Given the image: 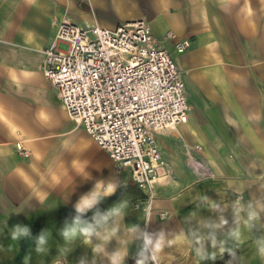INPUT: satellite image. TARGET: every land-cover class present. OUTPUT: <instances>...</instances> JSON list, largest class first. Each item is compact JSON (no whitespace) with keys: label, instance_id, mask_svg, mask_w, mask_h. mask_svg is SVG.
<instances>
[{"label":"crops","instance_id":"crops-1","mask_svg":"<svg viewBox=\"0 0 264 264\" xmlns=\"http://www.w3.org/2000/svg\"><path fill=\"white\" fill-rule=\"evenodd\" d=\"M64 17L106 28L145 20L182 73L188 118L156 134L164 165L149 208L130 169L69 117L43 74L51 20ZM191 157L211 175L199 177ZM114 208L118 216L95 224ZM77 216L99 233L90 243L62 235ZM14 226L30 234L14 240ZM260 247L264 0H0V264H111L113 252L118 264H264Z\"/></svg>","mask_w":264,"mask_h":264},{"label":"built area","instance_id":"built-area-1","mask_svg":"<svg viewBox=\"0 0 264 264\" xmlns=\"http://www.w3.org/2000/svg\"><path fill=\"white\" fill-rule=\"evenodd\" d=\"M51 24L55 33L43 50V74L69 117L83 126L119 170L130 169L132 180L145 190L149 208L164 165L156 134L188 118L180 69L145 20L114 28L66 17L53 18ZM187 46V40L175 43L178 51ZM16 146L28 156L22 145ZM189 165L199 177L211 175L193 157Z\"/></svg>","mask_w":264,"mask_h":264},{"label":"clouds","instance_id":"clouds-1","mask_svg":"<svg viewBox=\"0 0 264 264\" xmlns=\"http://www.w3.org/2000/svg\"><path fill=\"white\" fill-rule=\"evenodd\" d=\"M97 189L103 188V194L105 196H111L116 191V185L109 183L108 185H104L102 183H98L96 185ZM99 195V192L94 193L93 197L91 198H82L76 207L77 213H84L86 209H91L96 203H98V199L96 198ZM121 212V208H114L108 212L107 215H104L100 217V219L95 220L96 225H100L102 222H106L110 216H118ZM30 234V229L28 227H20V226H14L12 230V238L14 240H18L21 236H27ZM62 235L65 238L69 237H75L77 235H81L85 238V243H90L91 238L93 235H99V233L96 231V227L91 223H82L79 216H77L74 219V223L70 228H65L62 232ZM45 243L44 236L41 235L38 238V244L42 245ZM37 252L43 251L42 248L39 246L36 249ZM258 253L264 257V247H260L258 249ZM140 255H143V252L140 253ZM118 261H122V257L119 256V252H113L111 254V264H118ZM137 264H143L142 260H138Z\"/></svg>","mask_w":264,"mask_h":264}]
</instances>
